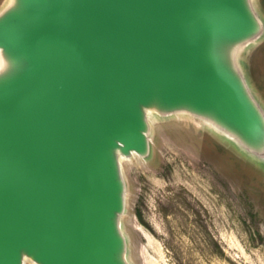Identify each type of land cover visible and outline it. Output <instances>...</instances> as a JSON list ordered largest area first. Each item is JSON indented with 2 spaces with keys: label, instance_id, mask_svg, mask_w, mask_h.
Instances as JSON below:
<instances>
[{
  "label": "water",
  "instance_id": "1",
  "mask_svg": "<svg viewBox=\"0 0 264 264\" xmlns=\"http://www.w3.org/2000/svg\"><path fill=\"white\" fill-rule=\"evenodd\" d=\"M260 0H6L0 264H133L124 162L185 118L264 170Z\"/></svg>",
  "mask_w": 264,
  "mask_h": 264
},
{
  "label": "rangeland",
  "instance_id": "2",
  "mask_svg": "<svg viewBox=\"0 0 264 264\" xmlns=\"http://www.w3.org/2000/svg\"><path fill=\"white\" fill-rule=\"evenodd\" d=\"M248 61L264 101V42ZM152 140L151 161L124 162L131 262L264 264V170L189 119L155 121Z\"/></svg>",
  "mask_w": 264,
  "mask_h": 264
}]
</instances>
